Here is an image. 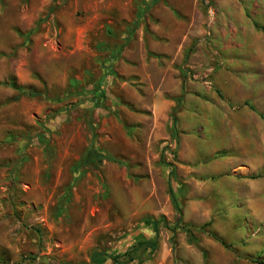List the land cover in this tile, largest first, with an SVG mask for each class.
I'll return each mask as SVG.
<instances>
[{
  "label": "rangeland",
  "instance_id": "obj_1",
  "mask_svg": "<svg viewBox=\"0 0 264 264\" xmlns=\"http://www.w3.org/2000/svg\"><path fill=\"white\" fill-rule=\"evenodd\" d=\"M141 4L0 0V264H264V0Z\"/></svg>",
  "mask_w": 264,
  "mask_h": 264
},
{
  "label": "trees",
  "instance_id": "obj_2",
  "mask_svg": "<svg viewBox=\"0 0 264 264\" xmlns=\"http://www.w3.org/2000/svg\"><path fill=\"white\" fill-rule=\"evenodd\" d=\"M254 24H255L256 27L259 28V26L257 25L256 22H254ZM262 29H264V28H262ZM19 89L22 90V88H19ZM96 151H97V150H96L95 146H92V148H91V152L93 153V152H96ZM172 200H173L174 206H175L176 209L179 211L177 201L175 200L174 197L172 198ZM162 220L164 221V224H165L166 227H168L169 229H172V228L169 226V224L165 221L164 218H163ZM146 221H147L148 223H150V224L153 225L154 230L158 231V229H159V222H160L159 219L156 220V219H154V218H152V217H148V218H146ZM186 231L188 232L189 229L186 230ZM210 235H211L215 240H217L219 243H221L222 245H227V244L225 243V241H224L222 238H220L217 234L212 233V234H210ZM102 256H103V253H102L101 251H95L94 254H93V256H92V260H93L95 263L99 264V263L102 262V261H101V260H102ZM263 263H264V262H263Z\"/></svg>",
  "mask_w": 264,
  "mask_h": 264
},
{
  "label": "crops",
  "instance_id": "obj_3",
  "mask_svg": "<svg viewBox=\"0 0 264 264\" xmlns=\"http://www.w3.org/2000/svg\"><path fill=\"white\" fill-rule=\"evenodd\" d=\"M141 2H142V4H141V7H142V9H144V11H150L151 12V10H152V6H149L150 4H148V2H149V0H141ZM147 6H148V8H147ZM143 20H145V17L143 16L142 18H139V19H137V18H134V19H132V23H133V25L135 24H137L138 23V21L140 22V24H141V21H142V24H144V21ZM181 90V88L180 87H178L176 90H175V92H176V94L179 92Z\"/></svg>",
  "mask_w": 264,
  "mask_h": 264
},
{
  "label": "built area",
  "instance_id": "obj_4",
  "mask_svg": "<svg viewBox=\"0 0 264 264\" xmlns=\"http://www.w3.org/2000/svg\"><path fill=\"white\" fill-rule=\"evenodd\" d=\"M210 13H211L212 15H214V11H213V8H212V7H210Z\"/></svg>",
  "mask_w": 264,
  "mask_h": 264
}]
</instances>
